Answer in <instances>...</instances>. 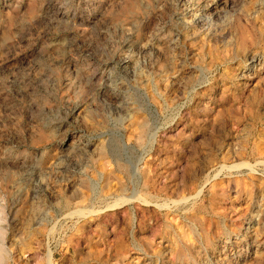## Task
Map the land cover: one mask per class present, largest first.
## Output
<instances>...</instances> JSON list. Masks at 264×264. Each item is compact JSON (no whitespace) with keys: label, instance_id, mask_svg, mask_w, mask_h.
I'll use <instances>...</instances> for the list:
<instances>
[{"label":"rangeland","instance_id":"rangeland-1","mask_svg":"<svg viewBox=\"0 0 264 264\" xmlns=\"http://www.w3.org/2000/svg\"><path fill=\"white\" fill-rule=\"evenodd\" d=\"M0 264H264V0H0Z\"/></svg>","mask_w":264,"mask_h":264},{"label":"bare ground","instance_id":"bare-ground-1","mask_svg":"<svg viewBox=\"0 0 264 264\" xmlns=\"http://www.w3.org/2000/svg\"><path fill=\"white\" fill-rule=\"evenodd\" d=\"M253 30V29H252ZM239 31V30H238ZM242 31V30H241ZM243 35V34H242ZM244 36H245V34H244ZM238 37V36H237ZM246 39V38H245ZM238 40V39H237ZM245 41V40H244ZM247 41V40H246ZM248 43V42H247ZM250 44V43H249ZM248 44V45H249ZM249 47V46H248ZM246 49H247V46H246ZM243 51V50H242ZM133 187V186H132ZM85 203H87V201H84L82 204L84 205ZM121 203H124V201L123 202H121ZM119 204V202L117 201V205ZM65 206V205H64ZM85 206V205H84ZM91 212V211H90ZM72 213V212H71ZM80 213V215H82L83 213H81V212H79ZM87 213V212H86ZM84 215V214H83Z\"/></svg>","mask_w":264,"mask_h":264}]
</instances>
